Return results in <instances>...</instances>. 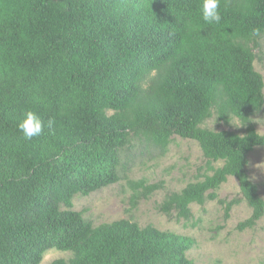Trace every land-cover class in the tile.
I'll return each instance as SVG.
<instances>
[{
  "label": "trees",
  "instance_id": "obj_1",
  "mask_svg": "<svg viewBox=\"0 0 264 264\" xmlns=\"http://www.w3.org/2000/svg\"><path fill=\"white\" fill-rule=\"evenodd\" d=\"M203 2L0 0V264H42L50 250L73 255L52 264H194L191 238L128 220L94 227L74 210L77 196L122 180L135 139L163 154L174 137L196 141L212 172L167 195L161 214L189 222L232 177L240 198L219 201L224 219L245 202L252 214L237 230L257 227L264 200L248 156L264 148L253 121L264 0H218L219 24L203 20ZM29 111L46 126L25 140ZM213 116L245 134L202 128ZM128 185L133 208L164 188Z\"/></svg>",
  "mask_w": 264,
  "mask_h": 264
},
{
  "label": "rangeland",
  "instance_id": "obj_2",
  "mask_svg": "<svg viewBox=\"0 0 264 264\" xmlns=\"http://www.w3.org/2000/svg\"><path fill=\"white\" fill-rule=\"evenodd\" d=\"M260 44V49L254 50L257 55L255 69L264 77V38ZM253 121L257 131L264 134V110ZM202 128L245 134L242 124L235 118L226 126L213 116ZM126 151L127 155L124 152L122 156V180L119 183L88 197L77 196L74 199V210L82 212L94 227L128 220L141 228L154 226L164 232L191 238L194 247L187 256L194 264H264V217L255 229L239 232L237 225L252 214L250 207L243 202L232 210L228 221L224 219V208L219 201L240 198L239 184L235 178L230 177L221 187L216 201L204 206L193 204V218L189 222L178 221L176 214L169 217L158 211V205L167 195L180 192L188 184L202 180L205 173L212 175L196 141L174 137L163 154L144 140L135 139ZM248 159L250 178L258 186L264 200V148H256ZM223 164L218 162L211 166L217 169ZM128 180H144L148 185L164 183V188L133 208L130 201L133 192ZM72 257L69 252L50 250L45 254L42 264H52L62 259L68 262Z\"/></svg>",
  "mask_w": 264,
  "mask_h": 264
},
{
  "label": "clouds",
  "instance_id": "obj_3",
  "mask_svg": "<svg viewBox=\"0 0 264 264\" xmlns=\"http://www.w3.org/2000/svg\"><path fill=\"white\" fill-rule=\"evenodd\" d=\"M202 18L208 24H219L222 17L218 8V0H204L202 5ZM51 121H48L47 126H51ZM46 125L34 112H27L22 119L18 128L25 140H31L42 134Z\"/></svg>",
  "mask_w": 264,
  "mask_h": 264
}]
</instances>
